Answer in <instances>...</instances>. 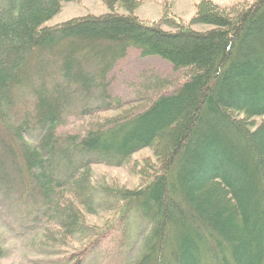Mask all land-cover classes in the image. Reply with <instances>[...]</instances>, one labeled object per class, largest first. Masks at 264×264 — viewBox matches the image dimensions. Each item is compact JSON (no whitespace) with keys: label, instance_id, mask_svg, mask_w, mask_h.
I'll return each mask as SVG.
<instances>
[{"label":"trees","instance_id":"1","mask_svg":"<svg viewBox=\"0 0 264 264\" xmlns=\"http://www.w3.org/2000/svg\"><path fill=\"white\" fill-rule=\"evenodd\" d=\"M75 1L0 0V164L21 200L64 237L84 231L83 211H118L122 229L138 215L149 231L127 264H264V0L236 11L202 0L170 30L116 13L45 26ZM135 1L115 0L128 11ZM129 50L184 80L147 78L145 107L57 134L75 100L85 116L120 108L107 76ZM152 147L160 170L143 187L94 191L92 164Z\"/></svg>","mask_w":264,"mask_h":264},{"label":"rangeland","instance_id":"2","mask_svg":"<svg viewBox=\"0 0 264 264\" xmlns=\"http://www.w3.org/2000/svg\"><path fill=\"white\" fill-rule=\"evenodd\" d=\"M201 1L136 0V6L128 11L115 0H77L63 3L60 12L45 26L53 27L85 16L116 13L132 15L145 23H160L163 29L170 30L171 27L164 24L167 20L188 25ZM208 1L222 9L236 11L255 0ZM191 28L197 31L209 29L203 25H192ZM147 78H169L177 85L184 80L183 74L175 72L167 62L157 57L143 58L136 51L129 50L107 76L108 93L117 99L120 108L97 110L85 116L75 100L67 109L57 134L83 133L86 126L145 107L152 96L143 92L140 97L137 92ZM177 85L167 88L168 91L176 89ZM161 91L165 93L166 88ZM31 141L35 143V140ZM2 154L0 152V158L4 156ZM11 170L9 162L0 164V264H76L78 261L79 264H127L138 257L149 231V224L138 215L130 214L128 227L122 229V221L117 220L118 211L103 207L95 214L83 211L84 231L64 237L63 231L45 213H39L21 200L23 186ZM159 170L160 159L155 154V147L145 148L131 155L121 166L92 164L90 182L97 194L105 187L133 191L143 187ZM65 196L68 198L67 194Z\"/></svg>","mask_w":264,"mask_h":264}]
</instances>
